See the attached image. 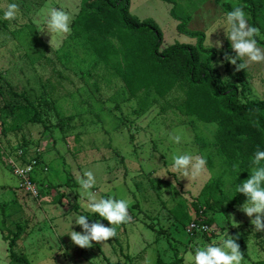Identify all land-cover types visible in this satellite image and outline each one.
<instances>
[{"label": "rangeland", "instance_id": "rangeland-1", "mask_svg": "<svg viewBox=\"0 0 264 264\" xmlns=\"http://www.w3.org/2000/svg\"><path fill=\"white\" fill-rule=\"evenodd\" d=\"M81 1L0 0V108L7 103L23 104V100L10 94L9 84L14 92L26 94L42 121L33 124L23 118L18 120L19 129L0 138V147L12 151L22 147L28 156L39 153L48 168L46 174H36L40 192L38 198H32L18 188V180L0 149V264H9L7 244L1 235L3 212L8 229L15 231L17 224L23 227L14 250L26 255L31 264H156L158 257L160 264H176V258H181L183 264H193L190 255L198 248L222 244L231 237L230 227L246 236L248 258L242 264L264 259V231L254 230L251 220L255 214L250 218L239 210L246 197L241 193L234 195V187L230 186L247 179L251 169L234 166L233 173L228 171L225 159L215 148L217 125L183 115L185 86L177 85L163 99L143 91L127 101L121 80L108 65L96 59L83 36L72 30L64 35L47 33L44 14L49 8L67 12L72 21ZM177 2L190 15L187 28L204 32L205 45L211 47L208 36L226 14L222 7L213 0ZM9 3L19 6L13 20L3 18ZM230 4L236 6L235 1ZM171 7L160 0H130L132 15L153 19L160 27L161 48L175 42L194 44L193 39L177 32V22L169 13ZM247 18L249 22L248 15ZM257 19L264 23L263 7L258 9ZM258 37L264 39V31ZM209 39L213 48L222 53L225 43L230 44L223 28ZM111 41L119 45L115 37ZM216 41L222 47H215ZM227 60L218 59L214 64L224 86L235 81L233 63ZM243 61L247 70L244 95L261 100L264 62ZM69 117L73 118L70 122ZM175 135L182 137L179 144L171 140ZM184 153L206 158L200 176L184 178L174 171L172 156ZM237 170L241 171L235 181ZM88 171L96 177L92 189L96 196L128 200L130 218L123 223L125 228L115 226V240L93 241L91 248H80L68 236L70 217L88 215L90 223L99 219L85 209L87 197L79 191V180ZM221 174L223 188L232 194L236 205L228 217L217 214L209 232L188 233L191 222L182 225L172 210L179 209L184 201L191 203L207 182ZM53 186L57 188L54 192ZM60 193L64 197L56 203ZM134 204L139 208H134ZM182 209L185 211L186 207ZM149 224L154 230L147 227ZM71 230L82 232L74 220ZM158 230H162V235ZM120 248L130 260L119 253Z\"/></svg>", "mask_w": 264, "mask_h": 264}, {"label": "trees", "instance_id": "trees-1", "mask_svg": "<svg viewBox=\"0 0 264 264\" xmlns=\"http://www.w3.org/2000/svg\"><path fill=\"white\" fill-rule=\"evenodd\" d=\"M160 1L172 6L169 13L177 22V32L193 39L194 44L175 42L161 48L163 34L160 27L153 19H140L132 15L130 0H82L77 15L71 21V30L75 35L83 36L96 59L108 65L118 76L127 92V101L143 91H151L163 99L177 85L183 84L186 89L183 115L194 117L202 123L217 125L215 148L225 159L228 171L233 173L234 166L237 165L242 170H250L256 151L264 150V96L261 100H253L244 95L247 70L246 66L243 69L238 68V64H244L243 60L233 64L235 81L224 86L221 73L214 64L218 59L227 62L228 57L235 55L230 44L225 43L224 53L206 46L204 32L190 31L187 28L190 15L179 7L177 0ZM232 1L236 2L235 7L244 9L249 16L250 25L264 31V23L261 24L257 19L258 9L264 8V0H213L225 13L235 8L230 4ZM113 37L118 40V46L111 41ZM257 40L258 45L264 48V39L257 37ZM7 87L14 98L23 100V104L7 103L0 108L1 138L18 130L16 122L22 118L27 123H42L39 112L26 94L14 92L9 84ZM72 119L69 117L67 121ZM60 123L62 120L59 122L61 126ZM223 176L221 174L207 182L191 203L184 201L178 205L179 209L172 210L182 225L202 219L211 227L215 214L227 217L228 211L236 204L233 203L232 194H227L223 188ZM60 187L61 185L57 186ZM57 188L53 186L51 191L54 192ZM63 197L64 194L60 193L56 197V203H60ZM183 206L186 207L185 211ZM133 207L139 208V205L134 204ZM75 209L77 210V206ZM1 222V235L7 244L9 264H31L26 255L14 250L23 233V227L17 224L15 231L8 229L4 212ZM101 222L108 223L106 220ZM120 225L124 226L123 223ZM147 227L154 230L150 224ZM162 233V230H158L159 235ZM229 233L231 237H238L240 251L244 258H248L246 238L232 227ZM115 239L116 236L110 238ZM122 252L124 253L123 248H120L119 253L125 260L131 259ZM175 262L183 264L181 258H176ZM160 263L161 259L158 257L156 264ZM252 264H264V260Z\"/></svg>", "mask_w": 264, "mask_h": 264}, {"label": "clouds", "instance_id": "clouds-1", "mask_svg": "<svg viewBox=\"0 0 264 264\" xmlns=\"http://www.w3.org/2000/svg\"><path fill=\"white\" fill-rule=\"evenodd\" d=\"M19 6L16 3H9L3 13V18L13 20L16 18ZM45 15L47 33L64 35L71 32V20L67 12L52 7L47 10ZM218 28H223L227 39L230 41L231 49L235 55L228 57L231 63L246 60L247 62H264V48L258 45L257 37L260 36V30L249 24L247 15L242 7H235L228 11L219 26L210 31L208 43L213 47L210 41V35ZM215 47L220 48V41L215 42ZM246 64H238L239 69H243ZM181 135L171 137L173 143L181 142ZM207 160L203 155L193 156L189 153L174 154L172 156V168L180 173V177H198L204 171ZM252 167L249 177L240 183L230 185L234 187L235 193H241L246 197V201L240 205L239 210L246 216L253 217L251 220L254 230L264 231V150H258L254 154ZM239 169V166H236ZM237 170L235 181L237 179ZM179 177V178H180ZM96 184V177L92 171H88L79 180V191L87 197L84 205L85 209L95 214L101 219L95 222H89L88 215H79L70 217L68 229L71 242L80 248H91V242L108 241L116 236V225L125 223L129 217V201L115 196L109 198H98L92 191ZM233 195V196H234ZM232 196V197H233ZM232 221L233 217L229 216ZM74 223L82 229V232L71 230ZM101 220H106L109 226H105ZM228 237H230L227 234ZM238 237L225 238L220 245H207L206 247L196 249L194 255H190L193 264H242L244 254L240 251V245L237 243Z\"/></svg>", "mask_w": 264, "mask_h": 264}, {"label": "built area", "instance_id": "built-area-1", "mask_svg": "<svg viewBox=\"0 0 264 264\" xmlns=\"http://www.w3.org/2000/svg\"><path fill=\"white\" fill-rule=\"evenodd\" d=\"M1 151L5 156V161L11 169L13 176L18 180V188L26 195L32 198H38L40 189L37 185L38 179L36 178V174H46L48 171L39 153L28 156L27 151L23 148H17L13 151L9 148H1ZM209 231L210 227L202 219L193 220L187 228L188 233H207Z\"/></svg>", "mask_w": 264, "mask_h": 264}, {"label": "crops", "instance_id": "crops-1", "mask_svg": "<svg viewBox=\"0 0 264 264\" xmlns=\"http://www.w3.org/2000/svg\"><path fill=\"white\" fill-rule=\"evenodd\" d=\"M230 211H232V210L230 209V210L228 211V213H227V217H228V214H229ZM216 216H217V214L214 215V223H215V220H216ZM213 225H214V224H213ZM213 225H212V226H213ZM212 226H211V227H212ZM211 227H210V228H211ZM213 227H214V226H213ZM213 227H212V228H213ZM212 228H211V229H212ZM233 230H234V229H233ZM240 234H242V233H240ZM243 236L246 238L245 235H243ZM262 260H264V259H262Z\"/></svg>", "mask_w": 264, "mask_h": 264}]
</instances>
